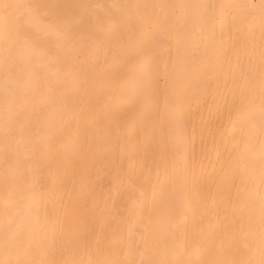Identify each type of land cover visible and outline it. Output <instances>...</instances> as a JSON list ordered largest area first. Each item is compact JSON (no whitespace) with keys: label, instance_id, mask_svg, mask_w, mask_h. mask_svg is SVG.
<instances>
[{"label":"bare ground","instance_id":"6f19581e","mask_svg":"<svg viewBox=\"0 0 264 264\" xmlns=\"http://www.w3.org/2000/svg\"><path fill=\"white\" fill-rule=\"evenodd\" d=\"M0 264H264V0H0Z\"/></svg>","mask_w":264,"mask_h":264},{"label":"snow or ice","instance_id":"6c2138e0","mask_svg":"<svg viewBox=\"0 0 264 264\" xmlns=\"http://www.w3.org/2000/svg\"><path fill=\"white\" fill-rule=\"evenodd\" d=\"M5 7H8V6H5Z\"/></svg>","mask_w":264,"mask_h":264}]
</instances>
